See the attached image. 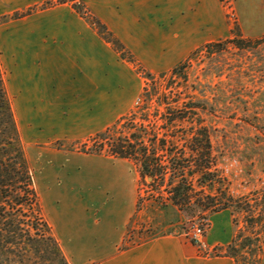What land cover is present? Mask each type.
Returning <instances> with one entry per match:
<instances>
[{"label": "crops", "instance_id": "0c3cea01", "mask_svg": "<svg viewBox=\"0 0 264 264\" xmlns=\"http://www.w3.org/2000/svg\"><path fill=\"white\" fill-rule=\"evenodd\" d=\"M247 1V14L259 11L260 4L264 10V0ZM87 5L123 51L152 75L165 67L171 71L199 45L228 31L218 0H89ZM11 28L4 47L13 67V112L35 144L85 140L129 111L140 91L131 85L136 79L131 64L75 9L42 10ZM132 162L95 153L52 156L44 184L52 207L46 221L69 264H236L231 257L200 255L175 231L124 248L137 222ZM220 214L213 216L208 235L212 247H226L233 238L231 225L226 232L217 219ZM215 229L219 233L213 235Z\"/></svg>", "mask_w": 264, "mask_h": 264}, {"label": "rangeland", "instance_id": "374dc122", "mask_svg": "<svg viewBox=\"0 0 264 264\" xmlns=\"http://www.w3.org/2000/svg\"><path fill=\"white\" fill-rule=\"evenodd\" d=\"M88 2L89 0H42L32 4L30 0H0V65L11 106L13 102L11 83L14 75L10 60L5 55L8 50L4 44L8 41L7 35L12 29V25L33 13L63 6L75 9L95 27L93 24L95 18L91 15ZM218 2L228 27L227 34L211 42L203 43L192 51L183 62L184 67L180 75L171 76L169 67H165L166 69L162 71V74H166L165 77L159 78L158 73H154L151 75L156 80L150 82L147 79V74H150L147 68L135 63L130 53L123 51V46L120 49L110 43L120 54V58L131 64L137 79L136 81L134 78L131 85L133 87L140 86V91L134 98L129 111L106 129L109 132L105 136L107 139L125 137L135 129L136 138L143 139L147 145L157 148V154H161L158 146L160 140L165 141V149L168 151L175 152L180 149L188 151L191 147V137L195 131L199 127H212L209 130L213 136L214 158L212 161L218 171L213 184H206L205 194L214 197V201L218 200L223 192L235 197L252 195L253 190L263 185L259 182V174L250 167L254 154H251L249 150L244 151L249 146L246 145L245 140L247 133L239 123V115L243 107L239 99L245 97L249 101L250 108L258 109L255 110L258 112L264 111V78H260L256 73L250 71L248 77L245 76L246 74L239 75V59L244 54H240L239 50L231 44H228L222 53L212 55L206 52L205 45L229 40L237 30L246 38L255 39L263 36L264 10H260L262 8V4H260L259 11L247 14L243 6L248 2L247 0H218ZM111 35L113 36L112 33ZM113 38L115 37L113 36ZM245 57H247L246 66L249 65L252 69L253 58L249 55ZM144 88H146L145 92H143ZM198 100L202 101L201 105L212 104L216 111L214 115L191 110L190 107ZM166 107L169 109L168 111H166ZM13 114L21 147L34 175L42 215L45 220L49 221L52 212V207L49 205L51 194L44 191V184H46L45 180L49 179L51 166H53L52 156L62 153L78 156L94 153L111 156L109 146L105 143L101 144V140L104 138L96 135L81 141L59 139L48 145L35 144L32 139V131L27 128H19L17 120L19 121L21 115L14 112ZM131 121L137 123L134 129L131 128ZM130 128L131 130H129ZM96 149L100 151L97 152ZM132 165L138 176L136 183L137 206L134 217L137 222L134 229L129 232L128 236L130 237L125 240L124 248L144 239L175 231L182 235L183 240L195 245L198 253L202 256H211L223 251L224 247H212L208 242L213 216L217 213L197 212L187 215V213L181 212L170 203L167 191L163 186H160V178L150 184L151 179H142L138 173V163L132 162ZM218 213H222L217 219H220L226 232L228 224L231 225L233 235L235 231L243 230L244 220L242 218L238 217L236 225H233L228 210ZM204 220L208 224L204 235L205 246L198 247L190 239L189 231L191 225L201 224ZM136 231L138 234L134 236L133 233ZM217 233L219 230L216 229L212 232L213 235ZM242 255L244 256L238 258L239 264L244 261L249 264H264V234L260 250L255 253L246 250Z\"/></svg>", "mask_w": 264, "mask_h": 264}, {"label": "trees", "instance_id": "16d2710c", "mask_svg": "<svg viewBox=\"0 0 264 264\" xmlns=\"http://www.w3.org/2000/svg\"><path fill=\"white\" fill-rule=\"evenodd\" d=\"M93 24L106 42L122 48L102 23L93 19ZM228 44L244 54L239 59V75L246 74L248 77L250 71L264 78V35L251 39L243 37L237 30L231 39L209 43L205 45V49L211 55L222 53ZM247 55L253 58L252 69L249 65L246 66ZM183 67L184 63L177 65L170 71V75H180ZM165 75L158 77L163 78ZM147 79L150 82L156 80L151 74H147ZM145 91L146 88L143 92ZM239 101L243 104L239 123L247 133L245 140L249 146L244 151L249 150L254 154L250 167L259 174V182L263 183L260 188L252 191V195L235 197L223 192L214 201V197L205 194L206 184H213L218 171L212 161L213 136L209 132L212 127H199L191 137L188 151H168L165 149V141L160 140L158 146L161 154H157V148L147 145L143 139L136 138L134 127L137 123L134 121H131V128L134 130L130 128L128 136L107 139L105 136L108 130L96 134L104 138L101 144L109 146L111 156L138 163L142 179L150 178V184H153L155 179L160 178V186L167 191L170 203L181 212L193 215L197 212L207 214L228 210L233 225H236L238 217L242 218L243 230L235 231L231 242L216 254L231 257L236 264H239L238 258L244 256L242 254L246 250L255 253L261 249L264 234V111L258 112L255 111L258 109L250 108L245 97ZM201 102L198 100L190 107L191 110L214 115L215 107L208 103L201 105ZM168 110L166 107V111ZM0 264H69L42 215L34 175L21 147L1 65ZM242 264L249 263L244 261Z\"/></svg>", "mask_w": 264, "mask_h": 264}, {"label": "built area", "instance_id": "2783aa9c", "mask_svg": "<svg viewBox=\"0 0 264 264\" xmlns=\"http://www.w3.org/2000/svg\"><path fill=\"white\" fill-rule=\"evenodd\" d=\"M208 228V224L205 223V220L201 224H193L191 225L190 231H189V237L190 239L198 246V247H204L205 246V232Z\"/></svg>", "mask_w": 264, "mask_h": 264}, {"label": "water", "instance_id": "95a60500", "mask_svg": "<svg viewBox=\"0 0 264 264\" xmlns=\"http://www.w3.org/2000/svg\"><path fill=\"white\" fill-rule=\"evenodd\" d=\"M150 179V178H149Z\"/></svg>", "mask_w": 264, "mask_h": 264}]
</instances>
